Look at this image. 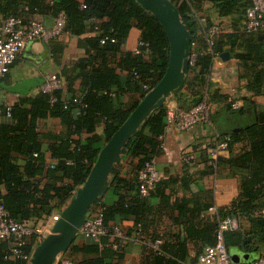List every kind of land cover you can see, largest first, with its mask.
Instances as JSON below:
<instances>
[{
	"label": "trees",
	"instance_id": "obj_1",
	"mask_svg": "<svg viewBox=\"0 0 264 264\" xmlns=\"http://www.w3.org/2000/svg\"><path fill=\"white\" fill-rule=\"evenodd\" d=\"M191 38V53L184 87L173 98L179 112L207 103L219 104L210 113L216 126L217 142L228 144L229 158L217 160V169L225 167L241 176V192L215 218L202 217L209 206L189 207L188 201L172 202L178 182L187 187L190 178H164L148 197L139 191V174L146 162L155 160L163 151L162 138L167 129V106L156 110L139 128L127 147V154L110 177L107 194L91 208H104L107 226L121 225L122 219L134 218L135 225L125 230L129 241L108 236L100 243L85 238L74 243L61 255L70 257L71 264H113L123 258L125 246L133 240L155 242L162 240L159 250L150 244L145 248L147 264H196L202 250L191 255L188 243L197 241L213 246L218 241L220 222L229 217L244 218L246 229L224 233L229 255L242 251L254 253L260 259L264 248V111L251 99H245L239 109L234 103L213 89L210 72L216 57L225 52H235L232 36L219 34L209 50L208 31L215 24L198 16L199 6L210 3L221 18L238 15L242 20L252 5V0H173ZM66 16L65 33L81 37L89 32L94 36L81 40L87 57L58 75L64 87L52 93L40 92L34 97L20 99L7 111V119L0 124V202L20 225L33 231L44 227L56 213L62 212L85 184L104 146L131 113L164 77L170 54L168 36L160 21L136 0H0V25L9 17H20L29 22L36 14ZM141 31L140 53L125 52L123 45L131 30ZM247 44L244 53H234L249 75L247 89L254 96L264 92V29L239 33ZM237 34V35H239ZM257 35V36H256ZM108 38L105 44L102 40ZM229 39L227 42L224 39ZM115 40V42H112ZM56 40L50 41L54 42ZM253 44V46H252ZM229 46V48H226ZM194 62L192 63V58ZM126 72L125 80L121 73ZM80 86L76 89V84ZM71 95L66 98L65 95ZM138 97L125 103L124 96ZM56 98V101H53ZM77 100L78 102H75ZM227 123L222 125L219 118ZM58 118L66 126L64 135H45L40 122ZM228 124L234 125L228 130ZM103 127L100 134L98 129ZM49 141L48 162L44 144ZM215 143V142H214ZM214 143L211 145L214 146ZM245 144L235 154L234 146ZM126 162L128 169L123 163ZM159 197L161 206L149 201ZM178 214L173 223L183 229L178 234H168L162 229V220ZM204 228L201 229V225ZM119 244L118 249L114 248ZM15 241L0 240V264H27L13 257ZM37 246V235L27 237L25 254H32ZM207 247V246H206ZM82 256V260L76 257ZM252 262V263H253Z\"/></svg>",
	"mask_w": 264,
	"mask_h": 264
},
{
	"label": "crops",
	"instance_id": "obj_2",
	"mask_svg": "<svg viewBox=\"0 0 264 264\" xmlns=\"http://www.w3.org/2000/svg\"><path fill=\"white\" fill-rule=\"evenodd\" d=\"M198 16L204 21L208 19L213 24H219L222 28V35L232 36V41L236 43L235 52H225L229 54L227 59H223L222 56L214 59L210 72L213 89L226 96L229 102L237 103L241 107L244 105L245 99H251L261 111H264V92L260 96H254L247 89L248 79L245 76L249 75V72L234 56V53H244L247 50V44L239 34L243 32L245 27L244 20L238 15L221 18L210 3L199 6ZM56 18L48 14H36L32 17V19L42 22L48 28L53 27ZM93 36L94 34L91 32L81 37L65 33L63 37L54 42L36 41L23 50L9 73L0 80V124L7 119V111L20 99L38 95L47 83L49 76L61 75L65 68L72 67L80 59L87 57L85 49L81 46V40ZM140 40L141 31L134 27L123 45V51L135 52ZM228 40L224 39L225 42ZM226 48H229V46H226ZM260 67L264 70V63ZM126 75V72L121 73L123 80H125ZM79 86L80 84L77 83L75 88L78 89ZM65 97L71 98V95L66 94ZM137 97V95L128 94L124 96V101L130 104ZM167 102L179 108L173 95L170 96ZM219 107V104H214L213 110L215 111ZM219 123L225 125L227 121L224 117H220ZM233 128L234 125L228 124V130ZM215 129L216 126L213 122L198 124L189 132H181L174 127L167 128L164 136V151L155 158L158 169L166 179H181L184 176L190 178L187 187H183L179 181L178 185H175L174 193L170 190L167 191V195L172 196V202L177 200L188 201L191 202L189 206L191 208L195 205L209 206V210L202 214L204 215L202 217L206 218H215L214 216L218 211L228 207L241 192V176L239 174H233L225 167L217 169V160L229 158L231 153L224 151L217 159H214L209 153V148L218 138ZM40 130L45 135H64L67 132L66 126L58 118H48L41 121ZM98 132L101 134L103 127H100ZM49 143V141L45 142L44 150H46L48 162H52L51 153L48 151ZM244 147L245 144L235 145V154L240 153ZM189 155H192L194 160L192 163L187 164L184 158ZM123 165L128 169L126 162ZM149 201L156 207L161 206L159 197H151ZM177 215H172L171 218H163L161 226L166 235L178 234L183 231L173 223V218L175 219ZM235 218L239 225L237 230L248 227V222L244 218ZM120 224L124 230H129L134 227L135 219L125 218L122 219ZM203 228L204 225L202 224L201 229ZM84 241L85 238L79 236L75 243L80 244ZM206 246L208 244L202 245L201 242L197 241L188 243L191 255H194L198 249L204 251ZM123 254V258L113 260V264H147L145 263V248L137 240L128 243ZM262 255H264V248L260 257ZM235 256L240 259L237 264H251L254 261L253 252L235 253L231 256L232 260ZM82 258V256H78L76 260H82ZM59 260H61V255ZM62 263L71 264L70 257H63ZM186 264L192 263L188 261Z\"/></svg>",
	"mask_w": 264,
	"mask_h": 264
},
{
	"label": "built area",
	"instance_id": "obj_3",
	"mask_svg": "<svg viewBox=\"0 0 264 264\" xmlns=\"http://www.w3.org/2000/svg\"><path fill=\"white\" fill-rule=\"evenodd\" d=\"M173 1V0H170ZM66 16L61 13L55 20L53 27L48 28L42 22L31 20L25 22L20 17H9L2 25H0V80L4 78L10 71L12 65L18 59L19 55L28 46L36 41L50 42L58 40L65 35ZM264 29V0H252L251 7L246 12L245 30L249 33ZM222 33V28L219 24H215L208 31L209 50L212 51L214 39ZM108 38L102 40V44ZM115 42V40H112ZM141 46H148L140 42L135 52L140 53ZM217 58V57H216ZM194 57L192 58V63ZM64 81L58 75H51L47 78V83L42 88V92L52 93L55 90L62 89ZM56 101V98H53ZM75 102H78L75 100ZM167 128L174 127L181 132H189L198 124H210V113L213 106L207 103H202L189 111L179 112L177 107L167 102ZM233 107L239 109L241 106L234 103ZM163 147H165L164 137L162 138ZM228 144L220 143L217 140L214 146L209 148L210 155L217 159L221 153L227 151ZM187 164L193 162L192 155L184 158ZM165 178L164 174L158 169L155 160L146 162L139 174V191L143 197H148L156 188V185ZM59 217V216H58ZM53 218L41 229L36 231L18 224L0 204V240L15 241L13 249V257L21 258L27 264H31L33 259L32 254L24 253L27 237L32 234L37 235V246L52 232ZM239 225L235 217H229L220 222L218 232V241L213 246L205 247L202 254L199 256L196 264H237L234 263L229 255L225 244L224 233L229 230H237ZM79 236L91 239L100 243L104 237L111 236L119 240L120 245H125L129 238L126 231L120 225L107 226L104 221V208L98 205L94 210H90L87 219L80 229ZM142 245L150 244L155 250H159L162 245V240H157L153 243L137 240ZM36 246V247H37ZM119 244H115L114 248L118 249ZM35 247V248H36ZM35 250V249H34ZM70 264V263H68ZM251 264H264V255L260 259Z\"/></svg>",
	"mask_w": 264,
	"mask_h": 264
},
{
	"label": "water",
	"instance_id": "obj_4",
	"mask_svg": "<svg viewBox=\"0 0 264 264\" xmlns=\"http://www.w3.org/2000/svg\"><path fill=\"white\" fill-rule=\"evenodd\" d=\"M163 25L169 39L170 54L166 73L131 113L101 150L85 184L77 191L55 222L52 232L35 248L31 264H56L79 237L91 208L107 194L114 169L127 154L130 141L153 112L164 107L171 95L185 85L190 62L191 38L179 11L170 0H136ZM228 53L222 55L223 59ZM0 204H2L0 202ZM238 263L240 259L233 257Z\"/></svg>",
	"mask_w": 264,
	"mask_h": 264
},
{
	"label": "rangeland",
	"instance_id": "obj_5",
	"mask_svg": "<svg viewBox=\"0 0 264 264\" xmlns=\"http://www.w3.org/2000/svg\"><path fill=\"white\" fill-rule=\"evenodd\" d=\"M61 214V212H56V214L55 215H53L50 219H49V221L53 218V220H52V222H51V224H55V222L58 220V216ZM48 221V222H49ZM54 226V225H53ZM59 258H60V256H59ZM58 258V259H59ZM58 261V260H57Z\"/></svg>",
	"mask_w": 264,
	"mask_h": 264
}]
</instances>
